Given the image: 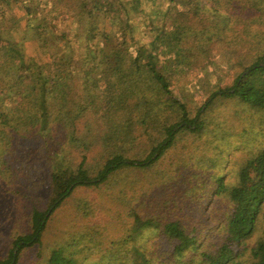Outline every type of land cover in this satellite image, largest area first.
<instances>
[{"label": "trees", "instance_id": "obj_1", "mask_svg": "<svg viewBox=\"0 0 264 264\" xmlns=\"http://www.w3.org/2000/svg\"><path fill=\"white\" fill-rule=\"evenodd\" d=\"M9 184L0 264H264V0H0Z\"/></svg>", "mask_w": 264, "mask_h": 264}, {"label": "rangeland", "instance_id": "obj_2", "mask_svg": "<svg viewBox=\"0 0 264 264\" xmlns=\"http://www.w3.org/2000/svg\"><path fill=\"white\" fill-rule=\"evenodd\" d=\"M16 3L17 1L13 2L14 6H16L15 5ZM16 7L18 8V6ZM17 13L19 15L21 14L20 11ZM138 25L139 26L136 31L137 35H139L140 33L142 35V32H140L142 25L141 24H138ZM25 47L29 49V53H33L35 49V44L33 43L31 39H28ZM198 85L200 86V88H203V85H200V84ZM173 89L177 95H180L183 97L190 96L192 95V92L195 93L196 91H198L196 89V83L194 81H185V80H181V81L174 83ZM13 189H15V186L14 185L11 186L10 184L6 188L4 187L0 188V258L5 257L8 251L10 250L11 241H12V237L14 233H16L17 231L26 232L28 230L29 216H30L32 207L35 204H37L41 208H46V198L47 197L44 196V193L40 194L41 198L39 201L37 200V202H34L33 200L24 196L23 194L13 191ZM65 209L67 210V207H65ZM259 237H264V226H261L260 228H258L256 233L254 234V238L251 241L252 244H254V242ZM52 241H53L52 238L46 240L45 245L41 250V253H43V255L46 254L47 246L48 247L54 246V245H51ZM26 251L27 252L22 253L20 257V264L40 263L39 246L32 247L31 249L26 250Z\"/></svg>", "mask_w": 264, "mask_h": 264}]
</instances>
